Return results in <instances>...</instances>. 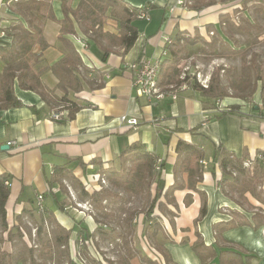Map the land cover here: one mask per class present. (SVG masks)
Masks as SVG:
<instances>
[{
	"label": "crops",
	"instance_id": "obj_1",
	"mask_svg": "<svg viewBox=\"0 0 264 264\" xmlns=\"http://www.w3.org/2000/svg\"><path fill=\"white\" fill-rule=\"evenodd\" d=\"M51 1L58 33L56 40L51 41L48 27L53 20L44 22V36L50 44L43 56L47 66H52L63 57L58 40L60 21L63 20L62 0ZM122 1L131 7L144 8L150 16L149 21L139 19L136 22L139 37L127 53H123L122 46H111L100 41L113 51L103 60L104 53L99 41L89 40L79 28L78 40L71 38L82 56L84 66L95 68L101 74L97 77H101L103 85L95 88L83 83L79 97L89 106L78 112L75 119L70 120L68 112L61 111L58 103L47 104L39 94L22 90L17 83L15 95L23 105L0 110V174L10 177L7 225L2 226L0 221L2 251L14 256H28L33 251L34 257L39 256L42 264H56L55 257L58 255L64 259V264H68L64 247L53 246L54 240L62 236L59 225L71 232V259L74 264H82L77 256V239L83 237L82 229L92 234L98 227L94 214L85 207L89 205V196L102 190L98 177L102 178L104 172L123 169L125 163L122 155L135 144L143 146L164 165L161 179L165 191L177 183L187 188L174 192L179 206L177 216L162 215V223L168 222L171 230L165 234L170 240L164 239L160 243L177 264H201L191 244L180 243L182 239H194L195 228L205 243L211 245L215 242L214 225L230 221L233 213L239 212L249 220L255 212L264 215V203H260V200L251 203L256 208L251 213L226 191L227 188L232 191L230 187L225 185L224 191L218 187L223 174L219 162L214 161L218 150H225L235 158L247 154L251 158L259 153L264 155V108L232 97L215 102L188 86L150 102L146 97L139 96L132 86V69L141 58L161 59L167 44L173 43L179 33L210 40L209 33L215 35L216 30L208 32L207 26L219 25L222 15L229 14L228 10L216 3L193 10L187 3L179 5V0ZM5 2L0 0V16L13 15L6 8L4 11ZM71 6L77 7L75 2ZM5 23H0V46L12 43V38L2 32L1 27ZM103 29L117 34L118 24L108 20ZM41 79L48 90L55 91V99L63 96L56 89L58 79L50 71L45 72ZM89 79H92L91 75ZM258 98L257 93L253 101L259 102ZM233 107L236 110L231 111ZM55 114H61L62 118L55 120ZM122 117L136 118L139 124L128 126L120 122ZM9 141H15L16 145L8 146ZM180 141L195 145L203 152V158L199 161L203 166V182L197 183L196 187L205 193L207 215L196 227L194 221L200 215L203 199L188 188L195 180H190L188 173L178 170L177 148ZM4 146H8V149L4 150ZM61 168L65 170L59 171ZM85 191L89 196L84 194ZM187 196L191 197V201ZM141 216L130 221L132 224L140 223L137 236L141 241L145 240L140 248L146 255L151 254L153 259L162 263L156 246H151L147 240L142 225L144 215ZM39 228L42 229L40 234ZM185 229L192 231L185 232ZM11 232L14 234L10 237ZM132 234L136 236V232L132 231ZM160 235L156 239H160ZM223 237L228 244L256 254L258 259L253 264H264V226L257 230L246 226L235 228L225 232ZM171 239H175V243L170 242ZM128 262L142 264L138 258L129 259Z\"/></svg>",
	"mask_w": 264,
	"mask_h": 264
},
{
	"label": "trees",
	"instance_id": "obj_2",
	"mask_svg": "<svg viewBox=\"0 0 264 264\" xmlns=\"http://www.w3.org/2000/svg\"><path fill=\"white\" fill-rule=\"evenodd\" d=\"M251 1L241 0V6L243 5L242 7L246 8ZM214 4V2L207 3L206 0H187V6L193 10H199L202 7H209ZM5 8L13 15L0 16V23L6 22L5 26L1 27V29L4 34L12 38V43L9 46H0V62L3 64V69L0 72V110L17 108L23 105L15 95V85L17 83L20 89L39 94L47 104L58 103L61 111L68 112L70 120L75 119L78 112L89 106L88 103H85L79 97L83 83H89L95 88L103 86L101 77H97V75L101 74L95 68L84 66L82 56L71 39L77 38V29L79 28L81 33L89 40L99 41L104 53L103 60H106L107 56L113 51L111 48L102 45L100 41H105L107 45L111 46H122L124 48L123 53H127L139 37L138 26L136 25V22L139 20L138 14L145 10L144 8L131 7L122 0H80L76 8H73L67 0H62L63 20L60 21L58 40L61 43L63 57L52 66H47L44 64L43 56L44 52L50 47V44L44 36L43 24L47 20H56L52 1L6 0L4 11ZM108 20H113L118 24L117 34L104 31V25ZM250 29L264 32L261 27L248 19L244 21V24L239 25L225 15H222L219 25L207 26L208 32L216 30V34L222 38V41L228 40L227 32L233 34L236 30L249 31ZM209 34L211 35V33ZM210 40L198 35L192 37L179 33L173 43H169L166 46L165 51L167 55L162 57L161 73L158 79L159 85L165 92L174 91L187 85L193 90L200 92L203 97L215 102L229 97L238 98L243 101L249 100L258 91L257 85H251V78L250 80L243 81L241 85H239L240 83L230 84L231 89L236 91L235 95L227 93V89L222 86L219 76L211 80L208 88L201 87L196 82V79H194L193 83L188 78L181 79L182 75L177 69V65L180 58L179 53L183 50L184 45L193 47L203 44L209 46L211 44ZM47 71H50L58 79L56 89L63 93L61 98L55 99L53 96L55 91H50L44 86L41 76ZM89 75L92 76V79H89ZM249 89H251L250 92L248 91ZM261 96L264 103V90H262ZM234 108L230 110H236ZM177 155L178 170L188 173L190 180H195L188 187L189 190L197 193L203 199L200 215L194 221V226L196 227L198 222L207 215L205 193L196 187L197 183L203 182V166L199 163L203 158V152L195 145L180 141ZM259 155L262 156L261 159H259ZM259 155L251 158L247 154L241 158H235L225 150H218L214 161L219 162L223 174V177L218 181V187L222 191L225 190V185L230 187L232 191L239 190V187L241 189L246 187L245 192L250 191L253 182L259 183L264 179V155L262 153H259ZM122 156L125 164L127 162L133 164L129 175L123 173V169H121V171L117 172H104L102 178L108 180L113 186H125L128 188L132 184L131 176L137 173V175L140 174L143 177L142 180L150 181L149 186L156 185L155 195L149 197L146 208L139 212L140 215H144L145 235L156 238L161 232H165V227L162 223L163 216L171 215L174 218L178 214L179 206L175 201L174 192L177 190L184 191L187 188L177 183L165 191L164 183L161 179L164 165H162L157 157L145 151L141 145L135 144L131 146ZM248 161L252 163L250 168L245 166V163ZM64 170V168L59 169V171ZM246 172L247 174L249 173L250 182H242L240 186L238 175H246ZM56 174L58 175V173ZM9 178L6 174H0V221L2 226L7 225L6 203L10 195V185H7L6 182L9 181ZM124 178L126 180L122 181ZM98 192L100 191H95L92 193L93 195L91 194L92 196H89L86 191L84 194L89 196L90 199H95V197L97 199ZM187 198L191 201L190 196H187ZM93 213L96 218L95 221L98 224L97 229L92 234L88 233L87 229L81 230V234L83 233L82 238L88 242H93L95 236L107 234V230L100 225L99 217L95 212ZM105 216L107 219L110 217L107 214ZM101 218H103V214ZM244 226L252 227L255 230L259 229L264 226V215L260 212H255L252 215V219L249 220L243 214L236 212L233 213L230 221L214 225L215 242L211 245L205 243L197 228L193 231L194 239H182L180 243H190L193 252L199 258L201 264H253V261L258 259L256 254L228 244L223 237L225 232ZM58 228L62 232V236L54 240L53 246H63L66 251L68 264H74L69 251L71 232L59 225ZM147 230L152 233L150 234ZM184 231L191 232L192 230L185 229ZM41 232L42 229L39 228L38 233L40 234ZM13 234L11 232L10 237ZM166 239L169 241L170 237L167 236ZM170 242L175 243V239H171ZM48 244L50 245V243ZM78 244L79 238L77 239ZM45 248L47 249L46 244ZM84 250V253L88 251V249H83L82 253ZM156 250L162 258V263L159 260L151 259L140 249L133 250V253L130 252L128 258H138L142 264H177L164 245L158 246ZM78 252L81 253V251ZM38 258L40 257L38 256ZM92 262V264H103L102 261L97 259H94ZM21 263L42 264L34 257L33 251H30L28 256L21 254L14 256L7 251H2L0 248V264Z\"/></svg>",
	"mask_w": 264,
	"mask_h": 264
},
{
	"label": "rangeland",
	"instance_id": "obj_3",
	"mask_svg": "<svg viewBox=\"0 0 264 264\" xmlns=\"http://www.w3.org/2000/svg\"><path fill=\"white\" fill-rule=\"evenodd\" d=\"M68 1L70 5L75 2L77 6L80 0ZM206 2H214L222 9L228 10L229 14L224 15L230 17L233 22L242 25L248 19L264 31V0H252L246 8L242 7L243 5L241 6V0H206ZM57 26V21L54 20L48 27V38L51 41L56 40ZM211 35V37L208 36L211 39L209 46L203 44L193 47L184 45L185 50L183 48L184 51L182 50L179 53L180 58L177 65V69L182 75L181 79L188 78L191 83L196 79L201 87L208 88L211 80L219 76L222 86L227 89V93L235 95L236 91L231 89L230 84L240 83L239 85H241L243 81L251 78V85H257L258 91L255 94H259V102L255 103L253 101L255 95L245 102L264 108L261 96V92L264 90V32L262 33L256 29H250L249 31L236 30L233 34L227 32L228 40L225 41H222V38L218 37L216 33L215 35L211 33ZM2 69L3 64L0 62V72ZM186 86L184 85V87ZM248 91L250 92L251 89ZM132 166L131 162L126 163L122 172L129 175ZM248 174L238 177L240 186L242 182H250ZM131 177L132 184L128 187L131 189L125 186H113L108 180L106 182L101 181L102 190L98 192L97 199L96 197L90 199L89 205L85 206L91 213L95 212L97 214L100 225L107 230V234L103 237L95 236L93 242L84 247V249H88L86 253H84L85 250L83 253L80 250L81 253L77 256L81 258L83 264H92L94 259L102 261L103 264H129L128 255H130V252L133 253V250L136 251L137 249L143 251L140 247H142L141 242H145V240L141 241L137 236L140 223L132 224L130 221L133 220L132 218L137 220V218L142 217L139 212L146 208L149 197L155 195V186L154 184L149 186L150 181L142 180L143 177L140 174L135 173ZM125 180L126 178L122 181ZM263 186L264 180L259 183L253 182L250 192L244 191L247 189L246 187L243 189L239 187V190L233 192L227 188L226 191L232 194L233 199L248 212L253 213L256 208L251 203L254 204L255 200L264 203ZM102 214L103 218H101ZM105 214L110 215L109 219L106 218ZM163 225L167 229L165 232H161L160 239L153 237L147 239L151 246H156V249L158 246L163 245L161 243L166 240V231L168 233L171 230L168 222L163 223ZM132 231L136 232V236L132 234ZM147 231L149 232V230ZM148 255L153 259V255ZM37 259L39 261V258ZM55 260L57 261L56 264H64V259L58 257V255Z\"/></svg>",
	"mask_w": 264,
	"mask_h": 264
},
{
	"label": "built area",
	"instance_id": "obj_4",
	"mask_svg": "<svg viewBox=\"0 0 264 264\" xmlns=\"http://www.w3.org/2000/svg\"><path fill=\"white\" fill-rule=\"evenodd\" d=\"M187 3L186 0H179V5H185ZM138 19L141 20H150V16L147 12V10H143L138 14ZM78 40V38H75ZM83 42V39H82ZM84 44V43H83ZM85 47V45H84ZM167 55V52L164 51L162 57H165ZM161 67H162V58L156 59V60H148L145 58H141L136 65L133 66V80H132V86L137 92L139 96L146 97L150 102H153L154 100H160L163 99L167 94H170L172 90L165 92V90L159 85L158 79L161 73ZM107 78H109V75L107 74ZM172 88V87H171ZM183 89H186L184 87ZM175 98V96H173ZM55 120H59L62 118L61 114H55L53 116ZM121 123H125L128 126H136L139 124L138 120L136 118H126L122 117L120 119ZM8 146H15V141H9L7 143ZM259 159L262 158L261 155L258 156ZM252 165L251 161H248L245 163V166L247 168H250ZM99 181L106 182L103 178L100 176L98 177ZM7 185H10V182H6ZM39 200H42V197H39ZM88 241H85L83 238L79 239V251L83 250L85 246L88 245ZM80 253L78 252L77 255Z\"/></svg>",
	"mask_w": 264,
	"mask_h": 264
},
{
	"label": "water",
	"instance_id": "obj_5",
	"mask_svg": "<svg viewBox=\"0 0 264 264\" xmlns=\"http://www.w3.org/2000/svg\"><path fill=\"white\" fill-rule=\"evenodd\" d=\"M3 149H4V150H5V149H8V146H4Z\"/></svg>",
	"mask_w": 264,
	"mask_h": 264
}]
</instances>
